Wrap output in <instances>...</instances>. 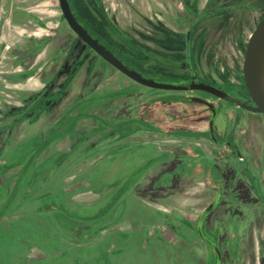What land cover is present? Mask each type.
<instances>
[{"label": "flooded vegetation", "instance_id": "flooded-vegetation-1", "mask_svg": "<svg viewBox=\"0 0 264 264\" xmlns=\"http://www.w3.org/2000/svg\"><path fill=\"white\" fill-rule=\"evenodd\" d=\"M69 1L82 25L131 65L129 57L106 39L102 26L92 21L85 10L78 9L77 0ZM218 1L208 0L196 14L188 0H181L196 15L186 33L185 61L174 63L172 58L162 59L160 53L154 56L165 69L147 70L137 65L144 73L131 66L165 82L187 83L196 76L199 81L223 90L227 86H241L242 97H238L253 102L243 73L247 44L253 32L242 46V85L227 83L226 78L217 79L203 68L204 40L194 36L193 30L203 16L230 9L213 6ZM236 7L259 11L248 3ZM101 8L99 3L95 6L97 13H102ZM263 16L264 10L260 20ZM111 26L115 28L113 23ZM1 29L0 19V34ZM69 38L73 41L46 35L44 39H27L22 46L4 48L0 41V62L6 49L13 65L11 69L1 70L0 75V160L10 157V161H0V228L3 219L29 216L38 227L42 228L39 220L45 219L68 230L77 238L78 246L95 238L108 239L106 258L124 250L122 242L125 244L132 238L135 246L148 242L155 248L168 250L166 264H190L194 255L192 244L201 249L200 264H225L224 252L227 257H234L226 264H264V236L259 233L260 227L264 228V219L258 212L259 206H264V120L257 118L258 112L240 106L249 116L230 139L225 131L219 133L216 128L219 113H229L221 105L225 99L203 90L143 85L105 60L76 33ZM108 72L111 75L118 72L123 83L116 85L111 81L105 89L94 88L92 76ZM88 75L92 76L86 82ZM131 80L151 96L136 100V95L131 94ZM190 96L214 103L217 141L210 135L211 109L190 101ZM86 107L99 111L84 110ZM201 122L203 128L195 126ZM228 147L244 153L239 156L234 180H240L250 191L251 200L257 202L252 205L257 208L253 219L247 217L241 223L250 224L249 228L242 230L243 237H239L236 249L231 251H227V240L216 231L214 218L223 193L214 191L205 180L189 175L175 183L166 181L157 188L151 185L153 178L158 179L164 169L175 165L177 158L230 156ZM102 161L105 166L101 165ZM256 180L262 181V190H257ZM192 186H199V192L203 193L197 202L181 203L176 199ZM213 203L216 205L202 222V237L200 221ZM129 211L137 215L138 221L133 224L126 217ZM209 215L213 218L206 224ZM215 244L221 250L220 261ZM163 253L157 255V264H164ZM108 264L115 263L108 258Z\"/></svg>", "mask_w": 264, "mask_h": 264}, {"label": "rangeland", "instance_id": "rangeland-1", "mask_svg": "<svg viewBox=\"0 0 264 264\" xmlns=\"http://www.w3.org/2000/svg\"><path fill=\"white\" fill-rule=\"evenodd\" d=\"M207 1L188 0V4L197 14L204 9ZM98 3L103 7L101 12L104 16L101 15L102 13H97L95 9ZM245 3L252 4L259 11L236 7ZM220 5L230 9H227V12H218L198 19L193 33L194 36L199 35L204 40L203 68L213 73L217 79L218 77L226 78L227 83L242 85L244 82L242 46L245 45L263 15L264 0H219L213 6ZM77 6L78 9L85 10L92 21L95 20L102 26L106 31V39L110 40L111 45L119 52L129 57L131 65L147 70L165 69V65L154 56L160 53L162 59L172 58L174 63L185 61L186 33L196 15L190 13L181 0H77ZM0 19L2 23L0 41L3 48L7 45L22 46L27 39H44L46 35L57 39L63 37L67 42H72L73 40L69 37L75 35L63 16L59 0H0ZM111 23L115 25V28L111 26ZM35 31L40 32V35L33 34ZM200 37H198L197 49ZM53 49L52 47L51 51ZM5 50L3 49V60L0 62V75H2L1 70L13 67L9 58L11 54ZM140 71L145 73L142 69ZM91 76L86 77V82ZM122 78L123 76L118 72L113 75L108 72L99 76L93 75L91 82H94V88L105 89L111 81H114L116 85L122 84ZM84 82L85 80L83 84ZM130 83L131 94L136 95V100L139 97L143 99L151 96L149 92L138 89L132 80ZM33 85L36 87L38 84ZM146 88L150 91L155 90ZM240 88L242 89L241 86H227L226 90L242 97ZM88 95H90L89 92ZM221 105L224 109L227 108L229 113H219L216 128L219 133L222 130L225 131V136L231 139L233 133L239 130L241 124H244L243 119L249 116V112L225 100L221 102ZM201 107L205 108L203 105ZM84 110L96 111L97 109L86 107ZM256 115L259 120H264L263 113ZM227 151L230 156L224 154L215 157L207 155V158L201 156L194 159L188 156L177 158L175 165L164 169L159 178L157 176L158 179L153 178L151 185L157 188V185L161 186L166 181L175 183L189 175L194 176L196 180H205L214 191L223 193V200L214 218L217 220L218 230L216 231L224 236L227 240V251H231L236 249L239 237H243L242 230L249 228L250 224L246 226L245 222L241 223L244 218L253 219L257 208L255 209L252 205H256L257 202L251 200L250 191L240 180H234L239 156L244 153L242 150L231 151L229 147ZM0 161L2 163L10 161V157L6 156ZM101 165L106 164L102 161ZM6 176L3 178L5 179ZM263 184L262 181H254L257 190H262ZM195 195L196 199L203 197V193L200 192ZM249 207L252 208L249 209ZM259 210L260 217L264 219V206L260 205ZM129 212L130 215H126L127 220L132 224L138 221L136 212ZM207 218L206 224L213 215ZM32 220L29 216L21 217L14 230L6 231L4 226L0 228V264H108V258L115 264H157V255L161 252H164L161 262L166 264L170 256L168 250L155 248L153 243L146 242L139 247L138 244L134 245L132 238H129L130 240L127 239L125 244L122 242L124 250L113 255L111 253L106 258L105 243L108 239L95 238L89 243L78 246L77 238L68 230L45 219L39 220L41 228L31 223ZM6 221V219L2 220L3 223ZM247 221L250 222L249 219ZM16 223L17 220L9 219L6 225L12 228ZM259 233L264 236V228L260 227ZM192 248L194 255L190 264L194 262L200 264L201 249L195 244H192ZM231 258L234 260V257ZM231 258L224 252L223 263L226 264L227 260H232Z\"/></svg>", "mask_w": 264, "mask_h": 264}, {"label": "water", "instance_id": "water-1", "mask_svg": "<svg viewBox=\"0 0 264 264\" xmlns=\"http://www.w3.org/2000/svg\"><path fill=\"white\" fill-rule=\"evenodd\" d=\"M60 7L63 12V16L68 22L71 29L92 49L100 54L105 60L110 62L124 74L134 79L135 81L153 88H168L178 90H203L210 92L216 96H219L229 102L236 103L242 108L250 110L252 112L264 113V16L258 22L252 35L249 38L246 54L243 64V73L245 84L250 92L253 102H248L226 90L216 87L212 84H207L199 81L196 76L187 83H173L160 81L152 77H148L138 69L126 63L118 55H116L111 49L103 44L100 39L95 37L88 29H86L82 23L77 19L72 4L69 0H59ZM190 101L196 103H202L207 105L211 109V118L209 121L210 135L212 139L218 140L215 135L214 122L217 115V109L213 102L200 96H190ZM216 204L210 205L205 213L202 215L200 221V235L203 237L202 222L206 214L211 211ZM215 249L218 253L219 261L221 260V250L217 244Z\"/></svg>", "mask_w": 264, "mask_h": 264}, {"label": "crops", "instance_id": "crops-1", "mask_svg": "<svg viewBox=\"0 0 264 264\" xmlns=\"http://www.w3.org/2000/svg\"><path fill=\"white\" fill-rule=\"evenodd\" d=\"M195 126H199V128H203L204 127V123L201 122L199 124H195ZM256 137L258 138V136H256ZM199 188H200L199 186H192L190 188H187V190H189V191L186 190V191L183 192L184 194H179L178 196H176L177 197L176 199L178 201H181V203H185V202H190L191 203L193 200L195 202L197 200L195 194L197 192L199 193V191H200ZM193 214L195 215V213H193ZM149 217L152 218L151 216H149ZM153 219H154V217H153ZM6 223L7 222H5V223L2 222L1 227L4 226L6 231H10L11 229H13V228L15 229L16 228V226L18 225V220H17V223L14 224V226H12V228H10L9 225H6ZM159 225L162 226L161 224H159ZM170 234H171L170 236H173L172 233H170Z\"/></svg>", "mask_w": 264, "mask_h": 264}]
</instances>
